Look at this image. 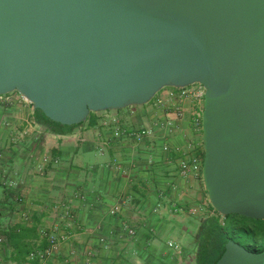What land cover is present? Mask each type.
Instances as JSON below:
<instances>
[{
    "label": "water",
    "instance_id": "1",
    "mask_svg": "<svg viewBox=\"0 0 264 264\" xmlns=\"http://www.w3.org/2000/svg\"><path fill=\"white\" fill-rule=\"evenodd\" d=\"M194 84L213 209L264 221V0H0V96L54 123ZM217 264H264V250L230 241Z\"/></svg>",
    "mask_w": 264,
    "mask_h": 264
},
{
    "label": "crops",
    "instance_id": "2",
    "mask_svg": "<svg viewBox=\"0 0 264 264\" xmlns=\"http://www.w3.org/2000/svg\"><path fill=\"white\" fill-rule=\"evenodd\" d=\"M11 97V103H0L2 163L21 183L34 221L27 227L13 214L12 193L0 184V227L7 238L1 264L22 261L32 249L45 247L39 228L51 224L53 207L60 202L71 206L74 226L51 264H192L200 223L214 216V209L202 168L196 175L180 174L184 159L198 156L203 165V126L194 124L191 107H185L184 119L170 105L155 108L154 101L90 113L82 124L57 133L38 122L33 104L16 92ZM167 119L173 132L159 125ZM145 128L156 136L137 144L129 134ZM115 131L122 132L118 140ZM105 142L110 145L101 153ZM165 144L169 155L162 150ZM42 156L51 161L41 173L37 165ZM115 160L120 168L110 167ZM118 205L119 213L112 216L110 210ZM175 207L198 211L176 213ZM128 228L136 230L134 237ZM102 238L108 248L101 245ZM170 242L182 251L170 248Z\"/></svg>",
    "mask_w": 264,
    "mask_h": 264
},
{
    "label": "built area",
    "instance_id": "3",
    "mask_svg": "<svg viewBox=\"0 0 264 264\" xmlns=\"http://www.w3.org/2000/svg\"><path fill=\"white\" fill-rule=\"evenodd\" d=\"M206 90L201 84H194L184 88H174L168 87L164 88L159 92L154 99V107L157 109L164 108L168 105L174 108L175 115L178 119H184L186 116L185 107L188 105L193 109V122L195 125H202V116L204 111V100H205ZM27 101L24 97H22ZM12 97L11 94L0 96V103H11ZM28 102V101H27ZM165 129H169L170 132H173V124L167 119L166 121L159 124ZM122 136L121 131H115L113 139H120ZM131 138L137 144H142L147 139H153L156 136V132L152 128H145L139 130L138 132H131L129 134ZM110 145L109 142H105L101 148L100 152ZM165 155H169L170 146L165 144L162 148ZM3 153L0 151V184L10 193H12L13 198V214L17 215L19 219L27 227L31 226L34 221V212L31 208V204L28 203L25 196L22 193L21 183L10 177L8 172L2 163ZM36 158V157H35ZM51 158L49 156H42L39 159L38 169L42 173L44 166L49 164ZM111 168H120L118 160H115ZM202 168V161L198 156H192L190 159H184L180 163V174L182 176H187L189 174L196 175L200 172ZM77 198L85 200V196L82 194H77ZM120 211V206H115L110 210V214L115 216ZM159 208H155L154 212H158ZM176 213L188 212L190 214H196L197 209L190 208L185 209L183 207H175L174 210ZM54 218L50 225L42 226L39 228V236L41 240L45 242V247L42 250L32 249L29 254L25 257L23 261L15 262L14 264H51L56 253L61 248L62 244H65L69 241L70 235L69 231L73 228L74 224V214L71 206L66 202H60L53 207ZM214 216L218 217L221 222L225 216L219 214L214 210ZM6 230L0 227V250L7 242ZM127 233L129 236L134 237L136 235V230L133 228H128ZM101 245L104 248H108L109 245L104 238L100 240ZM168 246L176 251L181 252L182 248L180 245L170 242ZM92 258V253L88 254V262ZM1 251H0V264H1Z\"/></svg>",
    "mask_w": 264,
    "mask_h": 264
},
{
    "label": "trees",
    "instance_id": "4",
    "mask_svg": "<svg viewBox=\"0 0 264 264\" xmlns=\"http://www.w3.org/2000/svg\"><path fill=\"white\" fill-rule=\"evenodd\" d=\"M36 112V118L38 122L49 125L54 132L65 133L63 130L76 127H67L58 123H54L40 110H36ZM240 219L251 220L238 215L225 216L223 222H221L220 219L215 216H210L203 219L195 236L197 243V254L195 256L194 263L217 264L225 251L226 245L230 241L238 243L236 239L239 233H246L249 236L252 234L251 240L262 244V242H264V230L259 231L247 221L240 222ZM250 244L253 245L252 243L240 245L249 249L248 245Z\"/></svg>",
    "mask_w": 264,
    "mask_h": 264
},
{
    "label": "rangeland",
    "instance_id": "5",
    "mask_svg": "<svg viewBox=\"0 0 264 264\" xmlns=\"http://www.w3.org/2000/svg\"><path fill=\"white\" fill-rule=\"evenodd\" d=\"M154 99L155 98H153V100H151L149 103L153 102ZM240 220H241L240 222H243V221L249 222L254 228H256L259 231L264 230V221L263 220H244V219H240ZM223 221H224V219H223ZM251 237H252V234L249 236L246 233H239L236 240L238 241L239 244H242V245H246L248 243H252L253 245H255L256 242L252 241ZM260 247H261V245H260ZM196 254H197V250H196ZM194 262H195V259L192 262V264H195Z\"/></svg>",
    "mask_w": 264,
    "mask_h": 264
},
{
    "label": "flooded vegetation",
    "instance_id": "6",
    "mask_svg": "<svg viewBox=\"0 0 264 264\" xmlns=\"http://www.w3.org/2000/svg\"><path fill=\"white\" fill-rule=\"evenodd\" d=\"M260 245H261V247H260ZM254 246H255V247H254ZM248 247H249V249H250L251 251L261 252V251L264 250V242H262V244L256 242L255 245H251V244H250V245H248Z\"/></svg>",
    "mask_w": 264,
    "mask_h": 264
}]
</instances>
